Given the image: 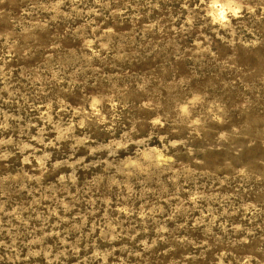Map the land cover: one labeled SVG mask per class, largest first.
I'll list each match as a JSON object with an SVG mask.
<instances>
[{"label": "rangeland", "instance_id": "1", "mask_svg": "<svg viewBox=\"0 0 264 264\" xmlns=\"http://www.w3.org/2000/svg\"><path fill=\"white\" fill-rule=\"evenodd\" d=\"M0 264H264V0H0Z\"/></svg>", "mask_w": 264, "mask_h": 264}]
</instances>
